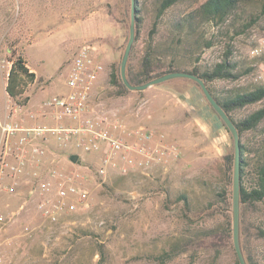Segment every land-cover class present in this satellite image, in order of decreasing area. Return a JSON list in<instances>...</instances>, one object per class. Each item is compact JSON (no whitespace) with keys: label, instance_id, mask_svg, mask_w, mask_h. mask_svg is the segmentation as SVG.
I'll list each match as a JSON object with an SVG mask.
<instances>
[{"label":"rangeland","instance_id":"rangeland-1","mask_svg":"<svg viewBox=\"0 0 264 264\" xmlns=\"http://www.w3.org/2000/svg\"><path fill=\"white\" fill-rule=\"evenodd\" d=\"M138 1L143 26L138 39L133 41L131 62L135 69L147 44V30L158 4V0ZM197 1L182 0L159 19L155 54L163 61L174 57L178 64L190 68L195 64L203 66L206 60L220 54V43L210 48L197 46L196 41L202 43L216 31L209 23H199L188 34L183 30L182 41H177L179 33L172 22L191 10ZM262 3L263 0H253L245 4L234 24L238 25L248 14L260 13ZM129 22L130 0H0V136L1 124L14 108L16 115L23 117L24 125L68 123L64 121L66 117L56 120L53 110L43 108L42 102L67 91L69 61L78 46L87 42L106 67L95 86L91 104L102 102L106 108L120 111L122 126L112 128L111 133L129 146L127 150L112 152V164L107 166L103 177L85 172L82 182L88 188L87 198L68 197L66 207L54 222L36 206L42 195L36 189L33 171L45 173L54 166L68 170L82 164L95 168L109 151L103 148L84 152L73 143L64 146L50 136L42 141L47 152L39 161L26 152L27 168L24 175L16 178L15 190L0 193V212L13 214L14 218L0 231L1 264H234L233 243L221 247L219 254L203 245L181 250L184 242L189 237H198L204 227L221 224L223 213L229 214L232 221L231 199L215 201V192L226 182L223 155L233 151L231 134L200 88L190 80H166L143 90L110 94V72L113 63L121 60ZM235 25L224 24L219 32L233 30ZM263 29L264 13L248 31L235 38L237 54L243 60L240 67L250 63L248 48ZM17 56L35 73L34 81L21 96H27L28 100L20 110L18 102L5 91L11 60ZM232 82L219 78L211 85L219 96L253 85L237 86ZM147 106L154 111L153 128L161 123V109L166 107L169 111L166 121L170 127L172 173L165 174L159 169L157 178L154 165L139 164L149 156L142 158L136 150L144 146L150 154L149 150L155 146L152 142L155 133L143 127ZM261 106L264 99L232 114L236 119L245 117ZM259 128H264V120ZM166 135L158 136L166 139L162 137ZM263 136L264 130L246 131L242 140L251 145ZM71 153H78L79 160L70 161L67 154ZM162 162L165 164L166 160ZM226 187L231 189V184ZM47 195L53 198L55 193ZM210 200L213 203L207 207ZM248 219L264 223V200L249 213ZM251 243L254 259L264 264V238L252 237ZM175 244L174 255L160 256Z\"/></svg>","mask_w":264,"mask_h":264},{"label":"trees","instance_id":"trees-1","mask_svg":"<svg viewBox=\"0 0 264 264\" xmlns=\"http://www.w3.org/2000/svg\"><path fill=\"white\" fill-rule=\"evenodd\" d=\"M180 1L182 0H158L154 19L147 30V44L140 58L139 66L135 69L131 62L134 53V43L138 39L141 27L143 26V17L140 15L141 9L139 8V1L135 0V37L126 63V76L131 84L137 85L170 71L180 70L194 73L203 79L212 95L233 120L240 138V244L247 264H258L252 255L251 238H264V223L251 222L248 219V215L251 211L256 210L258 204L264 200V136L251 145L244 142L242 137L246 131L257 132L259 130H264V128H259L261 122L264 120V106L258 107L247 116L237 119L232 112L264 99V83L246 86L248 88H242L243 90L239 88L237 91L229 93L226 96L217 95L211 83L219 78L234 80L252 69L249 63L242 65V67L239 66L243 60H241L237 54L235 38L248 31L258 21L261 14L264 13V7L260 13L256 15L248 14L244 19L241 18L243 21L235 25V17L239 15V12L245 4L253 0H198L191 10L172 22L173 29L177 30L179 33L177 41H182L181 32L183 30L188 34L194 31L199 23H202V25L204 23H209L214 25L216 31L212 33L210 38L203 40L202 43L196 41L197 46L203 44L204 47L210 48L217 42L220 43L221 50L217 57L210 61L206 60L205 62L207 63L203 66L195 64L187 68L178 64L174 57H170L165 62L159 55L155 54V40L158 35L159 19L168 8L176 5ZM262 5L264 6V0ZM224 24L235 25V29L232 30V28H230L229 30L227 29L226 33H221L222 31L219 32V30L224 27ZM228 32L230 34H228ZM161 33L166 34L165 32ZM221 35H225L226 37H221ZM191 53L192 52H190V54ZM189 58H191V55ZM195 58L197 60L200 59L199 56ZM216 58H220V60H216ZM119 69L120 61L118 63H113L109 76V83L112 86L110 90L111 95H123L132 91L122 82ZM34 79L35 73L30 71L26 65V61L21 56H17L14 60H11L5 91L10 97L16 100V102L24 105L28 97L21 96L26 86L33 82ZM177 79L190 80L199 87L192 79L183 77ZM232 161L233 151L223 155V173L226 182L218 192H215V201L226 202L231 199L232 192L231 189L226 187V184H231ZM185 202L188 203L187 200ZM212 203L211 200L208 201L207 207ZM231 243H233L232 221L229 214L223 213L221 224L204 227L203 230L199 232L198 237H189L184 242L181 250L203 245L212 248L219 254L221 247L231 245ZM176 247L175 244L169 250H164L160 256H167L168 258L174 255L176 253V250H174ZM234 264H239L237 257H235Z\"/></svg>","mask_w":264,"mask_h":264},{"label":"built area","instance_id":"built-area-1","mask_svg":"<svg viewBox=\"0 0 264 264\" xmlns=\"http://www.w3.org/2000/svg\"><path fill=\"white\" fill-rule=\"evenodd\" d=\"M247 56L250 59L252 69L232 80L235 85L246 83H264V29L256 35L248 48ZM220 60V58H216ZM104 63L97 58L92 46L83 42L75 50L69 61L67 72V91L54 97L43 100V108H50L55 113L57 122L54 125H24L23 117L17 114L16 108L10 110L8 119L1 124L0 136V193L4 190L12 193L15 190L16 178L25 174L28 157L26 152L40 160L46 154V147L42 141L47 137H53L62 145L73 143L84 152L106 149L101 163L90 168L86 164L78 165V168L66 169L52 167L45 173L34 170L32 175L36 189L42 197L37 202L38 210L50 221H56L58 215L66 207V200L75 196L80 200L88 196V188L82 182L85 172H91L97 177L106 174L107 166L112 164L111 154L114 151L128 149L121 137L113 136L111 129L122 126L120 111L114 108H106L102 102L91 104L94 89L101 73L105 72ZM224 80V79H223ZM228 79H225V81ZM19 110L23 104L17 103ZM142 128V127H141ZM122 129V128H121ZM124 131V129H122ZM139 154L147 159H141L139 164H154L156 155L158 161L170 156V149H162L154 146L147 150L144 146L136 149ZM126 158V157H125ZM161 159V160H160ZM131 162V159H126ZM143 160V161H142ZM6 179H10L6 183ZM53 191L55 196L51 198L47 194ZM22 207V205L20 206ZM13 214L7 216L0 212V231L13 221ZM1 264V259H0Z\"/></svg>","mask_w":264,"mask_h":264},{"label":"water","instance_id":"water-1","mask_svg":"<svg viewBox=\"0 0 264 264\" xmlns=\"http://www.w3.org/2000/svg\"><path fill=\"white\" fill-rule=\"evenodd\" d=\"M135 37V0H130V22L128 29V39L122 53L120 60V77L124 85L130 90H143L151 85L161 83L163 81L173 79V78H188L194 80L200 87L205 99L210 104L212 109L216 112L219 118L222 120L229 133L231 134L233 141V161H232V180H231V212H232V242L233 248L239 264H247L244 257L241 244H240V138L237 128L223 109V107L218 103L215 97L212 95L211 91L208 89L207 85L201 77L198 75L188 72V71H170L158 75L144 83L141 84H131L126 76V63L128 56ZM68 159L72 162H76L79 157L78 153H71L67 155Z\"/></svg>","mask_w":264,"mask_h":264},{"label":"crops","instance_id":"crops-1","mask_svg":"<svg viewBox=\"0 0 264 264\" xmlns=\"http://www.w3.org/2000/svg\"><path fill=\"white\" fill-rule=\"evenodd\" d=\"M11 2H12V0H11ZM102 75H103V73H101L100 77ZM175 79L178 80L177 78L169 79V80H175ZM99 80L100 79H98V82H99ZM151 86H153V85H151ZM141 106H143V105H141ZM153 112L154 111L152 109H150L148 106L146 107V110H144V118L146 116V118L144 120V124H146V125H143V127L145 126V127L149 128V129H151L155 133L154 138L152 140V142L155 143V146H157L159 148H162V149H169L170 148L169 147V145H170L169 143L170 142H169V137H168L169 136L168 130H170V127H168L169 123H167V121H166V119L169 117V111L166 109V107H164L163 109H161V115H160V117L162 118L160 120L161 123L156 128H153L152 127L153 125H151ZM161 133H163L165 135L167 134L166 136H162L163 138L166 137V139L165 138L164 139H161L160 136H158ZM70 148H74L75 149L74 145H71ZM75 151L79 152L80 150L79 149H76ZM156 156H157L156 157V160H155V162L153 164L154 165L153 166V170H154V173H155L154 176L156 178L159 177V175H160V174H158L159 169H163V172H166L165 174H169V173L171 174L172 173L171 171H172L173 164H171L169 162V156H167L166 158H164L162 160L160 159L161 160L160 162L158 161V155H156ZM163 160H166V163L164 162L165 164H163V162H162Z\"/></svg>","mask_w":264,"mask_h":264}]
</instances>
